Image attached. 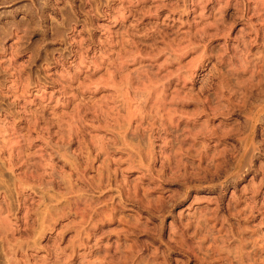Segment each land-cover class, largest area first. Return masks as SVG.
I'll return each mask as SVG.
<instances>
[{
  "label": "clouds",
  "instance_id": "obj_1",
  "mask_svg": "<svg viewBox=\"0 0 264 264\" xmlns=\"http://www.w3.org/2000/svg\"><path fill=\"white\" fill-rule=\"evenodd\" d=\"M0 264H264V0H0Z\"/></svg>",
  "mask_w": 264,
  "mask_h": 264
}]
</instances>
